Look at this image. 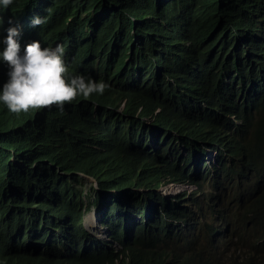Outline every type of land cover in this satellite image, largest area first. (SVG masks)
I'll list each match as a JSON object with an SVG mask.
<instances>
[{"label": "trees", "instance_id": "obj_1", "mask_svg": "<svg viewBox=\"0 0 264 264\" xmlns=\"http://www.w3.org/2000/svg\"><path fill=\"white\" fill-rule=\"evenodd\" d=\"M0 17L21 54L59 45L66 80L106 85L62 110L0 102L4 264H264V0H13ZM206 213L226 215L222 243L193 229Z\"/></svg>", "mask_w": 264, "mask_h": 264}, {"label": "clouds", "instance_id": "obj_2", "mask_svg": "<svg viewBox=\"0 0 264 264\" xmlns=\"http://www.w3.org/2000/svg\"><path fill=\"white\" fill-rule=\"evenodd\" d=\"M12 3L13 0H0V8L8 9ZM43 23V18L39 16L32 19L33 26H41ZM9 24H11V20ZM6 33V36L0 40V43L4 45L3 50L0 51V60L8 65L9 71L7 73L8 80L0 89V102H3L9 112L14 114L27 113L30 109L51 108L52 106H57L62 110L65 104L76 100L78 96L87 99L94 93L103 94L106 88L103 82L85 79L83 76H74L70 80L65 79L67 68L63 60V48L61 46L42 48L38 41H33L25 45L23 54H21L20 45L16 39L20 35L19 29L10 26L6 29ZM152 139L154 140L153 135ZM158 139H160L159 136ZM211 151L208 149L206 155L208 160ZM215 153L217 155L216 151ZM215 161L213 160V162ZM208 166L209 169L212 167L211 164ZM167 184H178L179 188L185 185L191 189L189 192H193L194 188L189 186L187 182H169L166 178L162 181L161 188L156 190L169 195L163 190ZM180 191L185 190L180 188L174 194ZM231 195L228 194L226 198L231 197ZM193 205L194 203H192L191 211L195 212ZM228 209L226 208V212ZM94 216H97L96 212H94ZM222 217L225 222L226 215L223 216L222 213H206L195 219L196 224L193 222L192 227L201 238L212 239V231L219 228ZM206 225L209 226V231L206 230ZM98 228L100 227L98 226Z\"/></svg>", "mask_w": 264, "mask_h": 264}, {"label": "rangeland", "instance_id": "obj_3", "mask_svg": "<svg viewBox=\"0 0 264 264\" xmlns=\"http://www.w3.org/2000/svg\"><path fill=\"white\" fill-rule=\"evenodd\" d=\"M145 122H149L148 120H145ZM209 160L211 162H213V160H216V153L214 150H212L210 152V156H209ZM84 176L86 177L87 181H84L82 178V182H85V186L84 188H88L91 184L92 181H94L93 179H91L90 177H88L87 175L84 174ZM84 177V179H85ZM180 188H182V190L185 191H190L191 189L187 186H181ZM178 184H167L164 186L163 190L168 193L169 195L174 194L176 191H178L179 189ZM202 188L206 191L207 188H212V186L210 184H208L207 182H203L202 183ZM233 189L230 186H226L225 188L221 187L218 190L220 199H225L226 197H228V194H232ZM94 210L91 209V211L87 212L86 214H84L83 216V223L91 230V233H95L97 236L102 237V235L104 236V232L101 228H98V223L96 224V216H94ZM0 264H4V258L2 257V248H0ZM8 262L11 264V261L8 260Z\"/></svg>", "mask_w": 264, "mask_h": 264}, {"label": "bare ground", "instance_id": "obj_4", "mask_svg": "<svg viewBox=\"0 0 264 264\" xmlns=\"http://www.w3.org/2000/svg\"><path fill=\"white\" fill-rule=\"evenodd\" d=\"M3 104V103H2ZM8 112V111H7ZM47 114V113H46ZM15 115V114H14ZM11 117V116H10ZM20 119V118H19ZM1 127H2V125H1ZM13 127V126H12ZM11 127V128H12ZM36 127V126H35ZM6 145V144H5ZM14 148V147H13ZM195 224H196V221L194 220L193 221ZM98 222L96 221V224H97ZM223 226H224V220H223V217H222V219H221V222H220V224H219V230H220V234H221V243L223 242Z\"/></svg>", "mask_w": 264, "mask_h": 264}, {"label": "water", "instance_id": "obj_5", "mask_svg": "<svg viewBox=\"0 0 264 264\" xmlns=\"http://www.w3.org/2000/svg\"><path fill=\"white\" fill-rule=\"evenodd\" d=\"M135 29V26H133V30Z\"/></svg>", "mask_w": 264, "mask_h": 264}]
</instances>
